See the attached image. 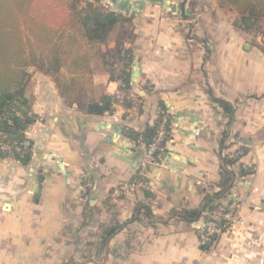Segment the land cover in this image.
<instances>
[{"label": "crops", "instance_id": "0c3cea01", "mask_svg": "<svg viewBox=\"0 0 264 264\" xmlns=\"http://www.w3.org/2000/svg\"><path fill=\"white\" fill-rule=\"evenodd\" d=\"M87 2L121 18L93 40L65 27L67 3L37 4L71 42L59 78L74 77L83 96L67 98L53 77L28 68L30 157L0 158V264H264L259 37L218 0H79L75 8ZM116 48L131 56L129 96L87 113L81 102L120 89L109 72ZM160 112L168 134L145 186L114 196L144 157L130 132ZM233 201L241 222L203 244L214 205Z\"/></svg>", "mask_w": 264, "mask_h": 264}, {"label": "trees", "instance_id": "16d2710c", "mask_svg": "<svg viewBox=\"0 0 264 264\" xmlns=\"http://www.w3.org/2000/svg\"><path fill=\"white\" fill-rule=\"evenodd\" d=\"M40 1L45 0H0V143L13 145L28 141L25 130L35 119L31 111V101L25 95V86L30 76L29 67L53 77L67 98L83 96V93L78 94L82 92L80 88L73 87L76 80L74 77L68 81L59 78L60 68L65 63V55L68 54L65 46H70L71 42L69 39L63 40V29L48 23L39 15L37 4ZM57 1L67 3L71 9L65 27L78 36L84 35L89 40L101 37L121 19L115 13L107 12L90 2L77 10L75 6L79 0ZM218 2L238 14L235 23L238 28L253 32L255 36L264 33V24L261 23V17L264 16V0H218ZM260 45L264 48L261 41ZM113 57L109 62L111 78L117 80L120 88L125 90L130 82L128 67L131 56L127 50L116 48ZM78 61V56L70 59L69 66L78 64ZM119 99L115 95H102L98 101L81 102L79 106L87 113L102 114L111 109L112 103ZM159 117L160 113L154 125L145 131L140 133L131 131L132 140L139 138L146 147L153 136ZM6 155L8 153L0 149V157ZM12 157L25 163L29 160L30 150L27 149L22 157L19 153H13ZM234 160L224 159L226 163H233ZM112 233L113 230L108 229L104 232L103 239Z\"/></svg>", "mask_w": 264, "mask_h": 264}, {"label": "built area", "instance_id": "2783aa9c", "mask_svg": "<svg viewBox=\"0 0 264 264\" xmlns=\"http://www.w3.org/2000/svg\"><path fill=\"white\" fill-rule=\"evenodd\" d=\"M258 37L264 44V33L260 34ZM116 96L122 99L123 97H128L129 94L126 93V90L120 88L119 91L116 92ZM168 120V114L166 112H160L159 121L156 125L153 136L145 147L144 157L137 176L130 182L124 183L114 189V196H119L122 191L125 190L131 191L145 186L147 173L150 167L158 161L159 155L163 149V143L168 134ZM29 147V141H22L19 144L13 145L0 143V149L6 151L10 156H12L13 153H19L20 157H22L27 149L30 150ZM241 154L242 149H239L232 153L231 158L236 159ZM236 209L237 203L235 201L231 203L220 202L215 204L211 218L206 222L200 233L201 242L203 244L210 243L214 237L228 230L234 223L241 222L239 218H236Z\"/></svg>", "mask_w": 264, "mask_h": 264}]
</instances>
